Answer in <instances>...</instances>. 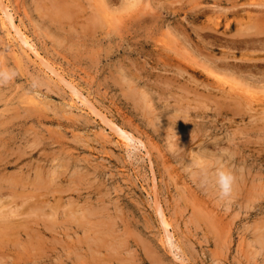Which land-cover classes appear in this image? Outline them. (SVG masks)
<instances>
[{
    "label": "rangeland",
    "instance_id": "1",
    "mask_svg": "<svg viewBox=\"0 0 264 264\" xmlns=\"http://www.w3.org/2000/svg\"><path fill=\"white\" fill-rule=\"evenodd\" d=\"M6 1L36 50L0 11V264H264V100L209 72L264 56L237 45L260 0ZM255 62L231 79H260ZM220 165L235 178L227 201Z\"/></svg>",
    "mask_w": 264,
    "mask_h": 264
},
{
    "label": "bare ground",
    "instance_id": "2",
    "mask_svg": "<svg viewBox=\"0 0 264 264\" xmlns=\"http://www.w3.org/2000/svg\"><path fill=\"white\" fill-rule=\"evenodd\" d=\"M98 1L101 2L102 0H98ZM7 2L8 1H6V0H0V11H1V13H3V18L2 19L4 20V22L3 21L2 22L3 23H7L10 28H14L13 29V30H15L14 32L18 35V37L20 38V40L22 41V43L24 42L26 46H29V47H31L33 49L34 47H32V45L34 46V44H32L30 42V40L27 37V35L25 34V32H23V30L20 29L18 27V25H16V22L14 20V16H13V14L10 11V6H9V4ZM100 4L103 5V2L100 3ZM249 4L256 5V6H262L263 9H264V1L263 0L255 1V2H250ZM98 7H100V10H101V6H98ZM61 9H62V7H61ZM104 9H106V8H104ZM66 10L68 11V9H66ZM66 10H64V13H65ZM103 11L104 10H103V6H102V12ZM261 11H263V10H261ZM68 13H70V11ZM105 13H106V11H105ZM107 13H108V15L110 14L109 11ZM243 23L245 25H248V27H250V32L248 33L247 36H244V37L240 38L239 40H237V45L242 44V46H244L246 50H249V49H253V50H257V49L264 50V11H263V13H256V14H254V13H247L246 19H245V21ZM163 45L164 46H160L161 52H166L167 50H169V48H167V46H169V44L167 42H164ZM35 50L36 49L34 48V51ZM17 56H19L18 53H17ZM34 56L38 57L39 60L43 57L39 53L38 50L35 52V55ZM246 58L248 59L247 61H250V60H253V61L264 60V56H262V57H246ZM18 59H20V57ZM42 60L45 61L46 59L43 58ZM247 61H244L243 63H239V64H234V63H230V62L218 63V61L214 62V64H213L214 66L209 69V72L211 73L210 75L213 74L212 75L213 76V78H212L213 82L217 83L218 85L215 86V87L213 85L212 86L214 88L218 87V89H220V90L227 91L228 92L227 94L230 93L232 95H236V96L238 95V96H240L239 98H241V99H243V98L246 99V100L247 99H251V100L252 99H254V100L257 99L258 101L261 102V101L264 100V97L261 94L262 91H260L259 89H260V87H262L264 85V62H260V63L259 62H255V65L258 68L255 69L254 71H256L258 74H262V76H259L260 79L254 78V75H252V74L250 75L249 73H248L249 75L247 74L248 77L247 76H246V78L244 77V79L246 80L244 82L242 80H240V79L238 81H234L230 77V76L235 75V73L240 74V75H243V74H246V73H243V72H246V71L251 72V71H253V68L249 67V65L247 64ZM45 63H46V61H45ZM47 68H49V64L47 65ZM206 68H207V66H206ZM52 69L55 70L54 67ZM57 71H55L54 73H56V75L59 77V80L60 81H62V80L64 81L65 79H64L63 74L62 73L60 74ZM67 80H65V81H67ZM239 81H242V82H239ZM208 83H207V86H209ZM204 84L206 85V83H204ZM68 86L71 89L72 93L75 95V97H77V99L78 98L81 99L80 101L81 102L83 101V103L86 101V99L84 98L85 95L82 94V91L80 90V88H78V86L76 84H73L72 81H71V82L68 83ZM262 89H263V87H262ZM237 100H239V99H237ZM27 101L30 102V103H33V104H37L38 105V104H40V101L41 100H40V97L38 95L33 94V95H29V97L27 98ZM137 103L139 105H143L144 102H143V100H142L141 97L140 98L138 97ZM257 105H258L257 108H262V110L264 109V104L263 103H257ZM111 127L114 130V132L117 134L118 139L120 141H125L126 146L131 147L133 145H135V146L141 145V146H144L143 148H145V146H146L145 145V142H143L141 139H138L137 137H135V135L133 133H131V131H129L126 127H124L122 125H118V124L111 125V123H110V128ZM155 196H156V200L153 197L154 200H155V202H157V205L156 204L155 205L157 206V210L159 211L160 216H162L161 219H162V222L163 223L162 222L161 223L164 224L165 231L168 233V238L167 239L169 241H172V239H174V238H172V236L170 235V232L171 231H169V229H168V226L171 223L165 218L164 211H163L164 208H162L163 206H161V203H159L160 201H158V199H159L158 198V195L156 194ZM9 221H8V223L11 226L16 227V226L19 225L18 219L15 216L10 217L9 218ZM39 226H40V224H39ZM46 226H47V224H46Z\"/></svg>",
    "mask_w": 264,
    "mask_h": 264
},
{
    "label": "clouds",
    "instance_id": "3",
    "mask_svg": "<svg viewBox=\"0 0 264 264\" xmlns=\"http://www.w3.org/2000/svg\"><path fill=\"white\" fill-rule=\"evenodd\" d=\"M10 78V74L6 72H0V83H6ZM197 168L199 169L200 174H204V165L198 164ZM234 179L235 178L230 170L225 169L222 165L217 168L214 180L217 188V196L219 199L227 201L231 197Z\"/></svg>",
    "mask_w": 264,
    "mask_h": 264
}]
</instances>
